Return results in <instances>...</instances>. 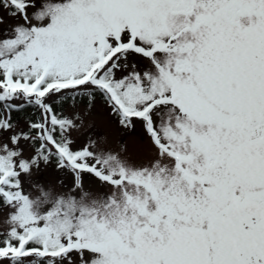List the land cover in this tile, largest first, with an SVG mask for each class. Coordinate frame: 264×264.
I'll use <instances>...</instances> for the list:
<instances>
[{
	"label": "snow or ice",
	"instance_id": "snow-or-ice-1",
	"mask_svg": "<svg viewBox=\"0 0 264 264\" xmlns=\"http://www.w3.org/2000/svg\"><path fill=\"white\" fill-rule=\"evenodd\" d=\"M0 264H264V0H0Z\"/></svg>",
	"mask_w": 264,
	"mask_h": 264
}]
</instances>
